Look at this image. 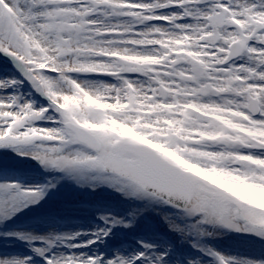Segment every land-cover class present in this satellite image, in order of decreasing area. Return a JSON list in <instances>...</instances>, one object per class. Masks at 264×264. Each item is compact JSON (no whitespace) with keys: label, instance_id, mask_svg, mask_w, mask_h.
Wrapping results in <instances>:
<instances>
[{"label":"snow or ice","instance_id":"6c2138e0","mask_svg":"<svg viewBox=\"0 0 264 264\" xmlns=\"http://www.w3.org/2000/svg\"><path fill=\"white\" fill-rule=\"evenodd\" d=\"M0 245L264 264V0H0Z\"/></svg>","mask_w":264,"mask_h":264},{"label":"rangeland","instance_id":"374dc122","mask_svg":"<svg viewBox=\"0 0 264 264\" xmlns=\"http://www.w3.org/2000/svg\"><path fill=\"white\" fill-rule=\"evenodd\" d=\"M24 167H27V165H24ZM87 199L86 196L73 194L68 192L67 190L63 193H61L59 196L54 198V200L50 203L49 208L58 211L62 214L68 215L70 217L83 215L82 212L78 210V202L81 200ZM26 216L21 218L22 223H27L28 221L25 219ZM227 243H232L236 246H239L240 248L244 247V244L242 241H238L235 239H228ZM2 247V245H0ZM243 250V249H241Z\"/></svg>","mask_w":264,"mask_h":264},{"label":"bare ground","instance_id":"6f19581e","mask_svg":"<svg viewBox=\"0 0 264 264\" xmlns=\"http://www.w3.org/2000/svg\"><path fill=\"white\" fill-rule=\"evenodd\" d=\"M25 219L28 221V220H29V217H28V216H26V217H25Z\"/></svg>","mask_w":264,"mask_h":264}]
</instances>
